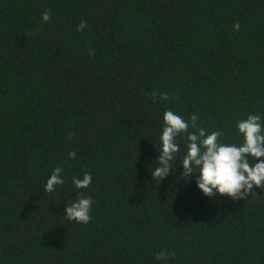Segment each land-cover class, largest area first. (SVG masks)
<instances>
[{
	"label": "trees",
	"instance_id": "1",
	"mask_svg": "<svg viewBox=\"0 0 264 264\" xmlns=\"http://www.w3.org/2000/svg\"><path fill=\"white\" fill-rule=\"evenodd\" d=\"M167 109L226 143L264 117V0H0V264H264V188L152 179ZM79 194L87 224L64 215Z\"/></svg>",
	"mask_w": 264,
	"mask_h": 264
},
{
	"label": "clouds",
	"instance_id": "2",
	"mask_svg": "<svg viewBox=\"0 0 264 264\" xmlns=\"http://www.w3.org/2000/svg\"><path fill=\"white\" fill-rule=\"evenodd\" d=\"M43 21H48L50 13L41 14ZM85 22L82 21L77 30H82ZM239 30V22L233 25ZM155 93H153V96ZM160 97L169 99L166 92H161ZM163 127L159 135L157 149L159 155L154 159L158 165L151 170L153 178H159L160 182L173 171V162L182 166L180 178L195 184L205 196H228L235 200L244 199L255 189L264 188V117L258 114H248L246 118L236 121L235 132L242 138L239 143H226L220 138L224 131L217 129L207 131L200 126L195 113L185 119L172 109H167L162 116ZM189 128L193 129L189 131ZM181 141L184 142L182 158L177 155L181 149ZM70 158L76 157V152L68 153ZM179 157V161H177ZM176 167V170H177ZM60 166L54 168L44 185L46 192L56 191V186L62 185L65 179ZM176 172V171H175ZM92 174L83 173L82 176H73L72 184L76 189H86L92 183ZM91 196L79 194V198L71 204H66L64 215L68 220L87 224L91 220V208L93 204ZM174 256V252L161 250L156 254V259L166 260Z\"/></svg>",
	"mask_w": 264,
	"mask_h": 264
}]
</instances>
